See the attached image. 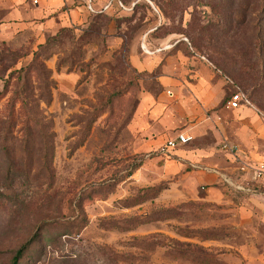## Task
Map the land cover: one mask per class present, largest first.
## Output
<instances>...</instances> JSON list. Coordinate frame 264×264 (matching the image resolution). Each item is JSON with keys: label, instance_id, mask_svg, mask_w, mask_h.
<instances>
[{"label": "rangeland", "instance_id": "rangeland-1", "mask_svg": "<svg viewBox=\"0 0 264 264\" xmlns=\"http://www.w3.org/2000/svg\"><path fill=\"white\" fill-rule=\"evenodd\" d=\"M108 1L93 0L97 9ZM121 1L131 9L95 14L87 0H63L54 13L61 26L43 32L38 19L0 18V264L35 233L20 264H264V184L246 194L222 178L212 183L211 171L180 154L205 144L235 159L223 141L248 150L255 132L264 134V0ZM145 35L151 51L177 43L147 54ZM200 77L226 81L222 120L210 110L198 118L192 107L198 100L185 85ZM235 92L251 103L228 108ZM186 104L193 117L178 121ZM165 119L175 121L166 136L146 130ZM201 121L216 134L164 149ZM11 158L21 171H9ZM161 184L158 196L147 192Z\"/></svg>", "mask_w": 264, "mask_h": 264}, {"label": "crops", "instance_id": "crops-1", "mask_svg": "<svg viewBox=\"0 0 264 264\" xmlns=\"http://www.w3.org/2000/svg\"><path fill=\"white\" fill-rule=\"evenodd\" d=\"M63 0H38L37 4L35 5V8H30L31 3L30 0H0V18H3L2 20H7L8 22L14 18V16L18 15L21 18H23V22L25 24H29V19H38L41 22H39L42 26L41 32L43 30H46L49 25H56L58 28L61 26L59 22H57L54 13L58 10L60 4H62ZM1 20V21H2ZM63 24V23H62ZM56 28V27H55ZM57 28V29H58ZM170 41V40H169ZM167 40H161L159 41L160 46H155L156 49H158L161 46H164L169 43ZM168 50V49H166ZM165 51V50H163ZM162 52V51H157ZM212 78V76H211ZM163 79V77H161ZM225 84L226 81L224 79H218L216 83L209 82L208 78H202L200 77L198 84L194 85L193 88H189V86L185 85L186 90H188L193 96L195 97L198 102L192 107H194V110L198 114V118H203L205 116V112L208 110L213 112V115L219 119L222 120V116L218 113L222 109L225 104H223L222 108L220 107L218 110L217 108L223 103L224 98L226 96V90H225ZM172 93V92H171ZM174 94L172 93V95ZM248 105H242V107H246ZM189 106L186 104V106L181 111V116L178 117V121L188 122V120H191V117H193L192 108H188ZM228 107V106H227ZM229 108V107H228ZM232 109V108H230ZM175 110V109H174ZM244 113L245 110L241 109ZM170 111V110H168ZM258 117V114H256ZM177 116V115H176ZM252 122L254 123L255 127L258 131H261L260 129V123L258 118L253 115L252 116ZM211 118V117H210ZM162 119V118H161ZM250 120V119H249ZM247 120H243L242 122H245ZM174 122V123H173ZM160 124L157 125V127H151L150 125L146 127L147 131H159L163 132L164 136H166L168 133L165 131H171L175 127V121L167 120L160 121ZM244 125H241V128H243ZM210 129V131H209ZM185 131L197 139H203L205 138L206 133H210L213 135L216 134V131L218 129L216 128L215 124L205 123L204 121L198 122V123H192L188 125L185 129ZM167 133V134H166ZM194 135H193V134ZM239 138L242 140L244 139L240 133ZM176 136V135H175ZM174 136V137H175ZM264 138V134H258L255 132V136L249 140L248 144V150L242 149L240 151L239 158H227V157H218V155H213V153L209 152L208 145H205L203 147H197L195 150L188 152V153H182L180 152L183 159L192 160L193 162H198L199 167L203 171H211L208 172L206 176H208V180L212 183L219 182L221 176L218 173L212 172L211 169H217L218 171H234L235 167L238 166L240 168L247 167L248 162L250 161H257V162H264V154L260 152L261 147V139ZM237 159V160H236ZM196 165V164H195ZM222 173V172H220ZM224 174V173H222ZM234 175V174H233ZM232 177H236L237 175H241V179L251 177L250 171H242L237 173V175ZM264 207V203L261 204Z\"/></svg>", "mask_w": 264, "mask_h": 264}, {"label": "built area", "instance_id": "built-area-1", "mask_svg": "<svg viewBox=\"0 0 264 264\" xmlns=\"http://www.w3.org/2000/svg\"><path fill=\"white\" fill-rule=\"evenodd\" d=\"M37 2L38 0H35V3ZM113 4L116 5L117 9L122 11L131 9L130 6L125 5L121 0H110L102 7V9H97L93 4V0H88L87 8L90 12H98L100 10L106 11L110 9ZM146 36L147 35H145L143 39L142 49L147 54L169 49L177 43V41L175 43H169L159 47L156 50L151 51L148 48V44L146 42ZM169 94L172 95L171 91H169ZM249 104H250V100L248 99L247 95L242 92H237L233 94L232 97L227 102V106L232 109H238L242 105H249ZM192 140H193L192 135L188 134L187 132L181 131L178 132L175 137L168 138L166 140L164 149L167 150V149H175L178 147H182L187 145ZM220 147L224 152H227L228 154L233 156L239 155L241 151L239 144L227 140L223 141L220 144ZM241 169L244 171H250L252 175L251 177H247L240 180V182H236L235 180L232 179V177L220 173V171H218L217 169H211V170L212 172L218 173L227 183L233 185L234 187L242 191L253 192L254 185L260 186L264 184V162H260L254 167L247 166V167H242Z\"/></svg>", "mask_w": 264, "mask_h": 264}, {"label": "trees", "instance_id": "trees-1", "mask_svg": "<svg viewBox=\"0 0 264 264\" xmlns=\"http://www.w3.org/2000/svg\"><path fill=\"white\" fill-rule=\"evenodd\" d=\"M110 1V0H109ZM108 1V2H109ZM87 2H88V0H87ZM123 2V1H122ZM93 4H94V2H93ZM125 4V3H124ZM95 5V4H94ZM126 5V4H125ZM114 7H116V5H112L111 6V8L110 9H112V8H114ZM102 9V8H101ZM110 9H108V10H106V11H98V12H92V13H95V14H98V13H104V12H107V11H109ZM116 10H119V9H116ZM119 11H122V10H119ZM64 30L65 29H60L58 32H57V34L56 35H53V36H50V37H48L47 39H46V41L45 42H43V43H40L39 45H38V47L39 48H41V49H43V48H47V47H49V45H51L55 40H57V39H59L60 37H61V35H62V32H64ZM146 42H147V40H146ZM176 42V41H175ZM147 44H148V42H147ZM172 48V47H171ZM171 48H169V49H171ZM156 49V48H155ZM154 50V49H153ZM38 53V51H35V54H37ZM36 59L37 58H35L28 66H26V67H21L20 69H19V72L21 73V75H20V78H21V76H22V74L23 73H27V72H29V70L31 69V68H33L35 65H36ZM235 93H237V92H235ZM235 93H233V94H235ZM244 93V92H243ZM21 93L20 92H16L14 95H13V97H12V105H14V104H16V101H17V99L18 98H20V95ZM232 94V95H233ZM244 94H246V93H244ZM232 95H231V97H232ZM247 95V94H246ZM230 97V98H231ZM247 97H248V95H247ZM227 99H228V97H227V95L225 96V98H224V101H223V103L217 108V110L220 108V107H222L223 106V104H225V102L227 101ZM248 99L250 100V98L248 97ZM22 102H24V100H22V99H20ZM250 103H251V101H250ZM14 108H15V105H14ZM13 107L11 108V110L12 109H14ZM6 152H7V154L9 155V149H6L5 150ZM51 152V153H50ZM10 156V155H9ZM53 158V153H52V150H51V147H50V145H49V143L48 142H46L45 143V153H44V165H43V167H44V169H45V171H51V169H50V161H51V159ZM22 169H21V167L19 166V163L17 162V161H15L13 158H11V163H10V169H9V171H21ZM241 175H237L236 177H232V179L233 180H235L236 182H240V179H241V177H240ZM222 178V177H221ZM223 179V178H222ZM224 180V179H223ZM224 182H226L225 180H224ZM227 183V182H226ZM230 187H232L234 190H237V191H240V192H242V193H246V194H249V193H254L255 191H257V192H259V191H262L263 190V187H262V185H254L253 186V189H254V191L253 192H246V191H242V190H239V189H237L236 187H234L233 185H231V184H229V183H227ZM167 188V186H165V185H159V186H157V187H154V188H148L147 189V192H151V194H153V196L154 195H156V196H158L164 189H166ZM37 236H38V233H35L34 235H32V237H31V239L28 241V242H26L25 244H23L18 250H17V252H16V255L12 258V260H11V263L10 264H20V261H21V259L23 258V256H25V254L27 253V251L29 250V246H31V243L32 242H34L36 239H37ZM187 249L188 248H182V249H180V253L182 254V255H187L189 252L187 251ZM204 260H206L205 258H203V261Z\"/></svg>", "mask_w": 264, "mask_h": 264}]
</instances>
